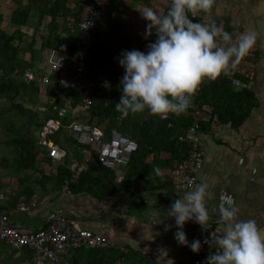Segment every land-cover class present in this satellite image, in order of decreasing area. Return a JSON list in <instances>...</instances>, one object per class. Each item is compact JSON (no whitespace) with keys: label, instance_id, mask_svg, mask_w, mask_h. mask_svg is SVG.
Instances as JSON below:
<instances>
[{"label":"crops","instance_id":"obj_1","mask_svg":"<svg viewBox=\"0 0 264 264\" xmlns=\"http://www.w3.org/2000/svg\"><path fill=\"white\" fill-rule=\"evenodd\" d=\"M0 2L3 3H0L3 30L7 34L16 30L23 33L22 42H19L25 50L22 58L33 64V67L26 70H34L37 76L43 75L48 50L63 52V48L68 50L74 44L73 36L64 32L59 37V49L42 48L43 38L48 34V21L44 20L36 28L37 15L31 12L25 26H14L11 23V13L16 4L9 0ZM171 2L172 0H110L108 4L100 6L97 10L98 25L93 51L100 81H109L111 73L123 76L124 69L118 59L122 50L137 48L147 51L148 21L140 10L147 5L163 15L170 8ZM68 3L72 9L75 1L69 0ZM199 17L201 22L215 21L219 27L230 32L233 37L231 42H235L245 31L256 34L255 45L226 76L237 74L248 79L257 106L238 127L229 123L219 124L215 117L208 126L198 128L205 156L197 176V185L205 183L208 186V221L214 222L223 231L227 221L221 218L220 209L230 196L238 206V218L255 219L264 229V0H215L211 12L201 13ZM57 20L58 23H63L62 18ZM217 41L222 46L231 43L224 42L220 37ZM217 79L204 82L212 87ZM36 86L38 93L43 91L46 98V101L35 105V109L39 111L49 99L45 89ZM81 113L79 111L74 116L68 113L62 118L90 123L88 119L80 117ZM60 118L58 115V118L47 121ZM202 119L199 120L207 122V119ZM110 131L105 132L107 136ZM64 132L69 135L67 131ZM51 140L57 143L53 137ZM2 143L0 141V161L12 159L14 149ZM35 145L37 153L31 169L15 171L11 164L0 162V214L7 213L9 223L21 231H32L47 228L54 212L60 209L73 227L94 232L104 243L95 246L83 244L79 249L70 248L60 258L59 264H88L91 261L96 264H183L189 263L194 257L196 252L191 250L190 242L196 238L201 240L207 233L199 223L192 220L184 225L189 245L181 244L175 238L177 226L174 218L168 216V210L173 201L184 193L173 189V168L163 167L157 170L154 175L146 177L145 182L140 180L136 185L130 186L129 191L97 198L89 193L73 194L58 187L55 174L57 167L67 157V151L58 145L66 152L64 159L58 163L49 159L46 150L39 143L38 131L35 132ZM81 146L85 147L83 161L94 159L95 151L90 146ZM159 157L167 159L169 154L161 152ZM74 162L79 161L73 160L68 168ZM124 168L111 170L118 178ZM137 186L141 189L140 192L136 190ZM155 186L157 187L154 188ZM167 225H171V228L166 227ZM203 250L207 251L206 248ZM87 251L98 252L88 254ZM33 256V252L27 249L15 250L0 242V264H31Z\"/></svg>","mask_w":264,"mask_h":264},{"label":"trees","instance_id":"obj_2","mask_svg":"<svg viewBox=\"0 0 264 264\" xmlns=\"http://www.w3.org/2000/svg\"><path fill=\"white\" fill-rule=\"evenodd\" d=\"M9 1L16 4V8L11 13V23L14 26H25L30 13L34 12L38 19L36 28H39L44 20L48 21V34L43 38L42 48L59 49L61 33L67 32L73 36V40L78 37L76 24L89 0H74L75 4L72 9L69 8V0ZM100 6L102 4L96 5L97 10ZM167 11L168 9L164 14ZM190 17L198 21L201 19L199 15L191 16L190 14ZM58 18H62L63 23H58ZM1 22L2 16L0 15V141L5 146L12 147L15 155L12 159H2L0 162L6 165L11 164L15 171L28 170L32 168L37 153L35 132L39 131L48 119L58 118L57 109L63 107L74 109L81 103V96L76 89H62L57 85H47L43 87L49 99L45 105L46 109L42 112L35 109L39 89L36 83L21 79L23 71L33 67L32 63L25 62L22 58L25 50L21 48L19 42H22L23 33L16 30L12 34H7L1 27ZM97 25L96 20V29ZM154 39L155 32H152L149 34V43ZM65 49H62L63 52L70 54L73 44L70 49ZM96 68L98 65L95 64L91 77L101 80L96 73ZM122 77V75L111 73L108 77L110 81L108 91L95 94L91 106L82 112L80 117L82 119L84 117V120L88 119L91 124L101 126L106 133L111 129H116L121 134L135 140L137 150L131 155L118 178L113 170L91 160L77 179L71 182V172L68 166L73 160L83 161L82 154L85 147L78 145L61 129L51 135L54 141L67 151V157L57 167L55 174L58 187L62 188L67 182L69 192L89 193L97 198H107L120 191H129L130 186L136 185L140 180L145 182L146 177L154 175L163 167L176 170L177 164L183 162L189 153L190 144L186 140L179 139L188 127L197 123L199 127L204 128L215 117L219 124L229 123L233 127H238L257 106L255 96L248 84L249 80L232 74L230 77L221 75L212 87L203 82L193 98L191 107L179 115L169 114L166 119L161 120L145 109L143 112L130 114L128 117H121L115 104L122 94V85H120ZM232 79L238 80L240 86H233ZM202 118H206L207 122L200 121ZM61 120L66 123L69 119L62 118ZM161 152L168 153L169 157L161 159L159 157ZM136 190L140 192L141 189L137 186ZM97 252L87 251L88 254ZM88 264L96 263L91 261Z\"/></svg>","mask_w":264,"mask_h":264},{"label":"clouds","instance_id":"obj_3","mask_svg":"<svg viewBox=\"0 0 264 264\" xmlns=\"http://www.w3.org/2000/svg\"><path fill=\"white\" fill-rule=\"evenodd\" d=\"M214 2L172 0L163 15L147 5L140 10L148 21L146 31L155 32V39L147 51L126 49L118 58L124 74L122 94L115 108L121 117L145 109L161 118L184 113L204 81L216 80L241 63L255 45L254 32H242L231 42L232 34L215 21L201 22L190 17L210 13ZM218 37L231 43L222 46ZM207 196L208 186L200 183L178 196L168 210L177 226L175 238L181 244L189 245L184 231L188 221L194 220L203 228L208 222ZM220 215L227 223L216 237L215 251L207 256V264H264V229L257 221L238 218V206L230 196L221 206ZM190 247L198 253L202 247L200 239H193Z\"/></svg>","mask_w":264,"mask_h":264},{"label":"built area","instance_id":"obj_4","mask_svg":"<svg viewBox=\"0 0 264 264\" xmlns=\"http://www.w3.org/2000/svg\"><path fill=\"white\" fill-rule=\"evenodd\" d=\"M109 2L110 0L87 1L86 8L76 24L78 37L75 39L72 52L67 54L48 50L43 75L37 76L34 70H25L21 76L23 81L34 82L41 87L57 85L62 89L71 88L80 92L81 103L76 110L69 107L57 109L61 118L47 121L38 131L39 143L46 150L47 157L57 163L61 162L66 155V152L51 140V135L59 128L67 131L78 145L90 146L95 151V157L92 160L108 169L125 167L138 148L135 140L115 129H112L107 136L102 127L76 119L66 123L61 120L68 113L74 116L79 111L88 110L94 95L106 92L110 87V81H100L91 77L95 65L93 51L97 20L96 5ZM231 83L235 87L240 86V82L236 79H232ZM45 109V107L39 108V111H45ZM198 128V124L195 123L179 137L190 144L187 158L177 164L175 170L173 189L180 193L192 190L197 185V176L204 162L205 148L200 144ZM89 161L91 158L70 165L71 181L77 179L78 175L86 169ZM66 184L63 188L67 191ZM203 229L207 234L200 240L202 244L200 251L196 252L189 263L183 264H207V256L215 251L216 237L222 233L221 228L214 222L208 221ZM0 242L15 250L27 249L33 252L31 264H59L60 258L70 248L75 249L83 244L89 246L104 244L101 237L94 232L73 227L60 209L54 212L52 222L47 228L32 231H21L9 223L7 213H1ZM206 247H210L211 250L204 251L203 248Z\"/></svg>","mask_w":264,"mask_h":264},{"label":"rangeland","instance_id":"obj_5","mask_svg":"<svg viewBox=\"0 0 264 264\" xmlns=\"http://www.w3.org/2000/svg\"><path fill=\"white\" fill-rule=\"evenodd\" d=\"M1 4H3L2 2H0ZM37 99H38V103L37 104H40V102H44V101H46V98L44 97V93H43V91H41L40 93H38V97H37ZM24 103H26L25 101H24ZM35 107H37V106H34V108ZM1 151H3V152H5V150L4 149H1ZM90 157V156H89ZM206 250H207V252H209L210 250H211V248L210 247H206Z\"/></svg>","mask_w":264,"mask_h":264}]
</instances>
